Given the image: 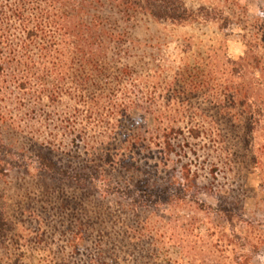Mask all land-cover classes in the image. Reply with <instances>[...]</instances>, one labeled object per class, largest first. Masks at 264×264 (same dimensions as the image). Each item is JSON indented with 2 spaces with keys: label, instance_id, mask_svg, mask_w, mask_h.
Here are the masks:
<instances>
[{
  "label": "trees",
  "instance_id": "obj_1",
  "mask_svg": "<svg viewBox=\"0 0 264 264\" xmlns=\"http://www.w3.org/2000/svg\"><path fill=\"white\" fill-rule=\"evenodd\" d=\"M88 1L0 0V249L24 246L26 227L32 225L26 210L30 214L40 207L50 231H61L71 246L67 258L54 264H72L75 256H82L79 264H252L264 247V223L246 219L242 207L226 202L212 207L200 199L198 176L189 163L178 170L175 159H182L181 129L162 123L163 130L145 143L117 125L113 131L120 134L92 143L85 134H75L73 120L80 114L75 109L61 121L63 130L74 135L70 149L24 133L27 98L58 103L75 66L97 70L96 60L105 55L111 35L94 20H84L82 7ZM138 5L154 20L173 24L193 22L200 14L176 0ZM261 28L260 44H248L239 61L224 59V81L214 78L216 68L185 66L173 89L185 100H192L193 93L216 95L223 109L219 118L224 107L240 110L241 120L232 128L244 136L255 134L264 122V96L257 92L255 77L257 71L264 74V21ZM114 108L118 116L132 109ZM95 109L89 106L91 114ZM189 132L193 139L202 134ZM244 143L250 145L248 139ZM251 162L255 165L256 159ZM27 177L36 191L25 187ZM168 209L188 215L174 218ZM202 214L218 216L225 225L202 233L197 218Z\"/></svg>",
  "mask_w": 264,
  "mask_h": 264
},
{
  "label": "rangeland",
  "instance_id": "obj_2",
  "mask_svg": "<svg viewBox=\"0 0 264 264\" xmlns=\"http://www.w3.org/2000/svg\"><path fill=\"white\" fill-rule=\"evenodd\" d=\"M138 1L145 2L89 0L82 7L87 23L94 20L97 28L111 35L105 55L96 60L97 70L86 64L75 66V76L66 83L67 92L58 103L46 97L42 102L27 98L22 115L24 133L70 149L74 135L63 130L61 121L73 115L75 109H80L73 120L75 134H85L92 143L115 137L120 132L113 131L117 125L131 129L135 138L145 143L163 130V124L173 126L183 132L178 138L182 159L175 158L178 170L185 163L191 165L198 176L200 199L212 207L221 202L242 207L246 219L264 223V122L255 134L244 136L232 128L241 120L240 110L224 107L225 114L219 118L216 115L223 109L218 107L216 95L193 93L192 100H185L173 91L175 79L185 66L216 68L214 72L219 73L214 78L224 81V59L239 61L248 44L255 46L260 41L264 0H176L200 13L186 24L156 21ZM202 9L211 14L209 18L203 17L207 14ZM261 53L264 61V50ZM255 75L259 81L257 92L263 97L264 74L257 71ZM233 82L236 87L238 80L233 78ZM90 105H95L93 114ZM124 105L132 109L121 116L114 115V107ZM191 129L200 130L201 137L193 139ZM246 139L249 146L244 143ZM252 159H256L255 165ZM17 176H13L15 181ZM26 179L25 187L36 191L32 179ZM26 211L32 222L26 227L29 237L22 241L19 238L23 247L13 243L8 250L0 249V264H54L55 259L67 258L71 246L64 234L50 231L49 219L41 214L40 207L30 214ZM166 211L174 218L178 217L176 213L188 215L183 209L175 214L171 209ZM197 218L202 221V233L209 227L225 225L218 216L202 214ZM259 227L257 230L262 229ZM81 259L75 256L71 263L79 264ZM252 264H264V247Z\"/></svg>",
  "mask_w": 264,
  "mask_h": 264
}]
</instances>
